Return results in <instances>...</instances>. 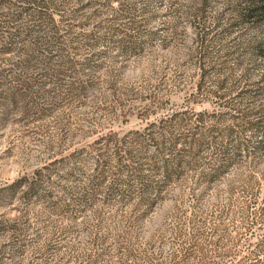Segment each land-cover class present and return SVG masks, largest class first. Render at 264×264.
Masks as SVG:
<instances>
[{"label": "trees", "instance_id": "obj_1", "mask_svg": "<svg viewBox=\"0 0 264 264\" xmlns=\"http://www.w3.org/2000/svg\"><path fill=\"white\" fill-rule=\"evenodd\" d=\"M162 1L0 0V118L46 154L18 178L20 215L2 225L36 264H264V67L246 83L232 62L246 50L264 59V0L215 11L170 0L166 33L147 28ZM181 12L196 78L169 105L183 68L135 84L119 69L152 40L175 43ZM202 99L212 106L190 103ZM129 115L140 125L113 127Z\"/></svg>", "mask_w": 264, "mask_h": 264}, {"label": "rangeland", "instance_id": "obj_2", "mask_svg": "<svg viewBox=\"0 0 264 264\" xmlns=\"http://www.w3.org/2000/svg\"><path fill=\"white\" fill-rule=\"evenodd\" d=\"M169 1L163 0L164 4L159 6L156 3H152L151 9H155L160 15L159 17L149 19L147 28H156L157 32L162 31V33H166L162 29H159V21L166 16L161 15V13L165 11L163 5ZM176 1L177 4H180L181 10L191 0ZM221 8L222 0H208L209 10L215 11ZM190 20L189 16L181 12L176 18L177 41L175 43L167 42L162 44V42L152 40L148 52L141 55L137 60L128 62L120 67V79L124 82L135 84L141 80V76L150 74L152 68L160 69L165 64L166 66L178 65L184 69L183 74L187 80V85L185 84L183 87H176L169 91L167 94L168 104L177 105L185 103V98L191 90V86L189 85H192L196 78L191 61L186 59V53L189 47L193 45L194 29ZM247 31L249 32L250 30L248 29ZM247 51L239 55L238 58L232 59V62L235 60L240 64L237 69L238 73L243 72V69L247 71L246 74H248L249 79L246 80V83L255 81L258 78L260 69L264 67V59H260ZM229 62L231 63V60ZM168 71L170 72V70ZM244 77H238L239 81H244ZM190 103L195 109L210 108L212 106L211 101L208 99ZM87 109L84 108L83 110L86 111ZM140 123L141 121L138 117L129 115L128 119L124 122L120 120L114 122L113 127L118 131H124L128 128L136 127ZM17 129V124L11 122V118L8 116L0 118V264H36L43 256L37 255V257H34L31 246H28V249L23 253L17 254L15 251H12V243L9 240L12 231L8 230L5 232L2 225L5 221L12 220L20 215L21 197L19 196V190L21 189V184L18 185V178L22 175L30 176L33 169L38 167L46 157L40 145H33ZM256 172L258 177H264V159L257 163ZM78 236L83 239L84 233L81 231ZM44 250L48 251V249Z\"/></svg>", "mask_w": 264, "mask_h": 264}]
</instances>
